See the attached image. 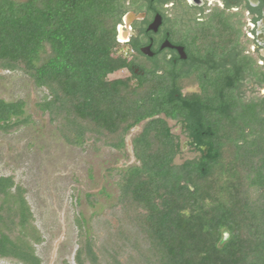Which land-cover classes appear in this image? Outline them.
<instances>
[{
    "label": "trees",
    "instance_id": "16d2710c",
    "mask_svg": "<svg viewBox=\"0 0 264 264\" xmlns=\"http://www.w3.org/2000/svg\"><path fill=\"white\" fill-rule=\"evenodd\" d=\"M118 19L114 0H0V69L47 91L38 106L68 144L122 150L143 122L137 163L119 172L118 225L90 235L77 219L75 263L264 264V97L182 95L153 71L109 79L134 64ZM24 105L0 99V130L31 122ZM168 120L197 156L174 162L181 145ZM32 221L24 189L0 176V258L40 264Z\"/></svg>",
    "mask_w": 264,
    "mask_h": 264
},
{
    "label": "rangeland",
    "instance_id": "374dc122",
    "mask_svg": "<svg viewBox=\"0 0 264 264\" xmlns=\"http://www.w3.org/2000/svg\"><path fill=\"white\" fill-rule=\"evenodd\" d=\"M108 78L134 81L126 68ZM46 94L44 88L37 87L23 73L0 69V99L23 100L25 115L31 119L14 131L0 130V176H12L15 184L24 189L32 222L42 238L33 245L40 264H76L77 219H86L90 235L105 234L102 221H107L112 229L118 225L114 210L119 196V172L137 163L131 140L140 132L143 122L129 130L122 150H96L91 142L76 147L60 136L48 113L39 108ZM168 124L179 135L181 145L174 162L179 164L197 156L198 152L186 145L175 124L170 120ZM0 264L22 263L0 258Z\"/></svg>",
    "mask_w": 264,
    "mask_h": 264
},
{
    "label": "flooded vegetation",
    "instance_id": "af4514ba",
    "mask_svg": "<svg viewBox=\"0 0 264 264\" xmlns=\"http://www.w3.org/2000/svg\"><path fill=\"white\" fill-rule=\"evenodd\" d=\"M114 4L116 40L134 59L130 74L153 71L182 95L223 92L235 101L264 97V0ZM172 122L187 142L181 124Z\"/></svg>",
    "mask_w": 264,
    "mask_h": 264
}]
</instances>
